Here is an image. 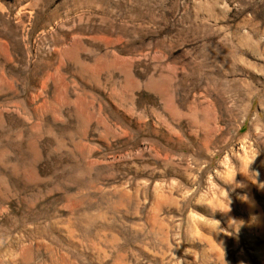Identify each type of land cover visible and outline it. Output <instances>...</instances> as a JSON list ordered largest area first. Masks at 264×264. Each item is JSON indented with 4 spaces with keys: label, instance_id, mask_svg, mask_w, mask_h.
<instances>
[{
    "label": "rangeland",
    "instance_id": "374dc122",
    "mask_svg": "<svg viewBox=\"0 0 264 264\" xmlns=\"http://www.w3.org/2000/svg\"><path fill=\"white\" fill-rule=\"evenodd\" d=\"M84 1L0 0V264H264V0Z\"/></svg>",
    "mask_w": 264,
    "mask_h": 264
},
{
    "label": "bare ground",
    "instance_id": "6f19581e",
    "mask_svg": "<svg viewBox=\"0 0 264 264\" xmlns=\"http://www.w3.org/2000/svg\"><path fill=\"white\" fill-rule=\"evenodd\" d=\"M93 3V0H85L81 5L80 4H78V3H76L75 4V6L76 7H84L85 5H91ZM79 68V67H78ZM79 70H80V68H79ZM81 71V70H80ZM15 73H17V72H15ZM85 74V73H84ZM94 76H97L98 74H95V73H92ZM57 87H58V94H60V93H63L64 92V86H63V84H61L60 82H58V84H57ZM7 89H9V90H12L13 88H7ZM58 98V97H57ZM84 99H83V97L82 96H77L76 98H75V101L76 102H82ZM14 171H16V169L14 170ZM85 171V170H84ZM156 219V218H155ZM162 228V227H161ZM163 229V228H162Z\"/></svg>",
    "mask_w": 264,
    "mask_h": 264
}]
</instances>
